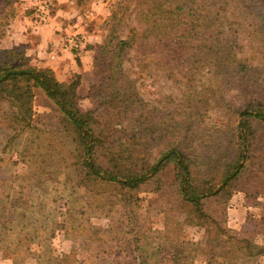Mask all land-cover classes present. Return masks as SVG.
I'll list each match as a JSON object with an SVG mask.
<instances>
[{
	"label": "rangeland",
	"instance_id": "374dc122",
	"mask_svg": "<svg viewBox=\"0 0 264 264\" xmlns=\"http://www.w3.org/2000/svg\"><path fill=\"white\" fill-rule=\"evenodd\" d=\"M121 1L0 0V60L21 63L20 57L9 55L14 52L30 66L50 70L59 83L78 82L80 110L94 111L106 124L103 146L95 156L103 166L111 165L118 131L124 153L126 146L133 149L139 167L168 146L181 144L192 162L194 183L219 185L238 150V113L246 108L264 111L259 38L241 36L238 57L247 67L240 77L202 76L193 88L184 67L168 69L158 65L157 57L137 63L132 50L123 69L137 94L135 101L146 105L137 119L149 123L139 124L141 143L132 148L129 120L112 119L105 106L88 98L100 80L93 68L95 51L106 40L110 12ZM138 1L119 13L117 37L142 30ZM53 14L63 33L59 47H67V56L55 46L34 55L29 45L14 39L20 33L19 17L45 26ZM80 27L85 31L80 33ZM88 35L96 37L91 41ZM85 52L87 61L82 59ZM196 88L199 94L192 101ZM14 111L9 102L0 101V264H205L217 245L218 263L228 264L233 255L222 246L231 238L264 247V123L251 122V161L243 176L228 191L203 201L209 219L199 221L177 194L173 168L160 174V186L147 184L127 193L115 186L79 183L75 146L62 132L52 101L35 89L30 127L18 134ZM231 264H264V259H234Z\"/></svg>",
	"mask_w": 264,
	"mask_h": 264
},
{
	"label": "trees",
	"instance_id": "16d2710c",
	"mask_svg": "<svg viewBox=\"0 0 264 264\" xmlns=\"http://www.w3.org/2000/svg\"><path fill=\"white\" fill-rule=\"evenodd\" d=\"M131 1L135 0H122L110 12V31L93 58V68L100 80L91 87L88 98L105 106L112 119L129 120L127 133L131 135L134 148L141 143L136 133L138 126L149 123H140L137 119L146 105L140 100L135 101L137 94L123 69L129 53L136 52L137 63L157 57L158 65L168 69L184 67L187 83L192 88L200 84L202 76L240 77L247 67L238 57V51L242 49L241 36L247 35L248 40L254 35L259 38L263 54L264 0H139L136 3L137 18L143 28L141 31L131 29L129 35L121 39L115 34L117 17L122 9L129 8ZM10 54L12 59L20 57L21 63L0 60V101L9 102L15 110L12 116L15 133L30 127L34 90L40 89L57 108L62 132L75 146L73 160H78L74 167L79 183H91L96 188L115 186L126 193L133 192L147 184L160 186V174L171 167L176 172L177 194L191 206L193 217L203 221L209 219L203 212V201L228 191L243 176L251 161L248 156L254 138L251 122L264 123V111L246 108L238 113L240 123L236 127L238 150L235 159L225 166L220 184L215 187L194 183L192 162L181 144L168 146L157 158L139 167L134 159L137 155L126 146L123 135L124 153L118 131L112 146V162L107 168L95 157L103 146L106 124L98 121L94 111L80 110L76 92L78 82L59 83L50 70L34 68L22 56ZM192 93L190 98L194 101V96L199 94L198 88ZM151 110L146 112L150 114ZM223 244L222 247L227 246L233 255L228 264L234 259H264V247L246 239L231 238ZM218 248V245L212 248L205 264H221L216 259Z\"/></svg>",
	"mask_w": 264,
	"mask_h": 264
},
{
	"label": "crops",
	"instance_id": "0c3cea01",
	"mask_svg": "<svg viewBox=\"0 0 264 264\" xmlns=\"http://www.w3.org/2000/svg\"><path fill=\"white\" fill-rule=\"evenodd\" d=\"M57 16L53 14L47 25L45 26H39L33 24V19L30 17H24V20L22 17H19L16 23L20 22V33L14 34V39L17 41L26 43V45H29L34 55L36 53L40 56L42 51L49 48H54V46L59 48L62 52V56L68 55L67 47H59L61 46L60 40H62V32L60 31V27L57 26ZM28 25V26H27ZM35 30H37L35 32ZM78 31L80 33L84 32L82 27L78 28ZM89 39L92 41L93 38H95V35H88ZM17 41H15L17 43ZM36 52V53H35ZM45 53V52H44ZM86 56H82L83 61H87V57L89 55V52H85Z\"/></svg>",
	"mask_w": 264,
	"mask_h": 264
},
{
	"label": "built area",
	"instance_id": "2783aa9c",
	"mask_svg": "<svg viewBox=\"0 0 264 264\" xmlns=\"http://www.w3.org/2000/svg\"><path fill=\"white\" fill-rule=\"evenodd\" d=\"M71 44L77 46V43L75 41H72Z\"/></svg>",
	"mask_w": 264,
	"mask_h": 264
}]
</instances>
